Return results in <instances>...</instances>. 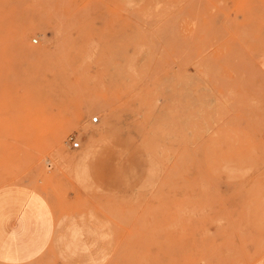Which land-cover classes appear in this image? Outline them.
<instances>
[{
  "label": "rangeland",
  "instance_id": "obj_1",
  "mask_svg": "<svg viewBox=\"0 0 264 264\" xmlns=\"http://www.w3.org/2000/svg\"><path fill=\"white\" fill-rule=\"evenodd\" d=\"M22 187L80 243L0 264H264V0H0V215Z\"/></svg>",
  "mask_w": 264,
  "mask_h": 264
},
{
  "label": "crops",
  "instance_id": "obj_2",
  "mask_svg": "<svg viewBox=\"0 0 264 264\" xmlns=\"http://www.w3.org/2000/svg\"><path fill=\"white\" fill-rule=\"evenodd\" d=\"M25 190L40 199L20 193L19 198H13V206H6L3 210V215H0V238H3L2 245L0 242V261L30 256L41 250L40 247L45 244L57 246L64 258H73L80 243L74 216L70 214L59 222L53 207L44 196L34 190ZM1 192L4 194V191ZM20 227L25 235H20Z\"/></svg>",
  "mask_w": 264,
  "mask_h": 264
},
{
  "label": "built area",
  "instance_id": "obj_3",
  "mask_svg": "<svg viewBox=\"0 0 264 264\" xmlns=\"http://www.w3.org/2000/svg\"><path fill=\"white\" fill-rule=\"evenodd\" d=\"M99 117H94L93 122H98ZM80 143L79 142H73V147H79Z\"/></svg>",
  "mask_w": 264,
  "mask_h": 264
},
{
  "label": "bare ground",
  "instance_id": "obj_4",
  "mask_svg": "<svg viewBox=\"0 0 264 264\" xmlns=\"http://www.w3.org/2000/svg\"><path fill=\"white\" fill-rule=\"evenodd\" d=\"M94 118V116L92 117V119ZM99 120V119H98ZM105 131V129H101L99 132H104ZM93 137V134H90V138H92Z\"/></svg>",
  "mask_w": 264,
  "mask_h": 264
}]
</instances>
